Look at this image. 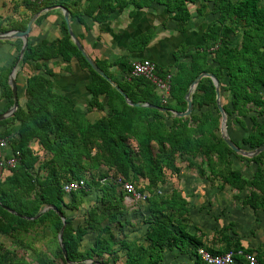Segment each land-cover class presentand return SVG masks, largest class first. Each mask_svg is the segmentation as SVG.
Segmentation results:
<instances>
[{
  "label": "trees",
  "instance_id": "obj_1",
  "mask_svg": "<svg viewBox=\"0 0 264 264\" xmlns=\"http://www.w3.org/2000/svg\"><path fill=\"white\" fill-rule=\"evenodd\" d=\"M83 1L81 11H71L73 3L65 0H33L32 14H41L31 25L14 79L16 84L21 73L25 75L22 91L24 101L21 105L17 104L10 117L0 121V138L6 139L13 151L19 152L18 165L0 182V235L12 240L33 226L49 222L53 234L45 245L49 255L60 257L63 263L68 264H84L82 262L93 259V255L99 258L106 255L113 243L108 227H101L100 224L122 206L123 192H115L113 179L110 184L94 181L88 184L83 178L86 171L94 170L101 164L115 178L127 181L146 194L144 205L147 217L143 239L146 245L118 242V250L123 251L122 264H160L163 247L175 249L179 253H186L190 249L195 257L194 264H202L195 256V250L207 248L197 236L185 230L189 212L187 202L176 189L166 194L157 193L165 181V173L177 176L181 168L175 163L177 159L201 156L203 161L199 165L185 160L186 166L193 167L197 176L209 183L219 181V189L226 186L237 193L249 189L250 193L241 198V205L252 212L264 213V151L248 159L256 165L250 179L242 178L237 170L231 168L229 155L233 152L216 134L220 113L215 103L213 83L207 77L198 81L189 96L190 114L178 118L173 113L185 110L184 97L188 87L201 73L212 75L223 93L229 95L228 101L219 96L226 118L233 112L236 116H244L247 107L264 110V3L261 0ZM195 2L198 3L195 8L197 15L209 14L213 19L207 23L201 35V44L194 48L193 53L187 54L183 46L173 51L176 72L170 75L168 101L165 104L160 102L153 85L146 79L135 77L125 80L129 63L123 62L119 77L114 78L108 71L112 64L93 59L87 53L113 86L95 74L73 45L63 21L59 26L61 37H42L35 42L31 39L33 29H37L45 18L46 12L42 13L43 10L54 6L65 8L70 21L75 19L82 32H86L85 19L101 23L110 14L120 13L126 7L139 10L156 4L162 6L175 22V30L182 32L190 17L189 6H194ZM28 19L14 22L9 30H24ZM3 31L0 26V32ZM152 35V30H148L134 37L127 43L126 51L140 53ZM235 35L239 36L236 44L233 43ZM75 37L82 46L80 36ZM1 46L9 47V62L0 66V114H3L12 105L7 79L18 57L21 41L0 40ZM57 57L62 61L75 58L80 68L88 71L91 98L87 112L103 111L104 106L107 108L105 115L90 121L84 113L77 112L65 96L51 91V82L41 76L38 69L44 61ZM179 57L188 58V65L178 62ZM42 70L43 75L51 76V71L45 67ZM155 71L160 76L169 72L158 65ZM16 96L18 99L19 94L16 93ZM99 98L106 100L104 104ZM165 119H170L169 126L165 124ZM236 121L238 126L243 125L240 120ZM249 121L250 130L246 137L240 138V142L247 150H254L264 144V121L257 123L252 116ZM228 128L226 119L227 137L236 147V141ZM14 135H17L16 140L12 139ZM30 142L49 156L46 161L39 163L40 169H46V175L42 178L34 173L37 157L28 147ZM88 146L98 147L100 155H90ZM153 147L156 154L153 153ZM84 162L93 163V166H84ZM70 180H83L86 188L69 193V202L64 203L61 188ZM89 188L100 192V209H90L84 217L85 227L94 237L90 247L81 254L78 247L86 230L80 226L73 227L63 209L76 210ZM49 207L54 208L55 212ZM60 217L64 218L61 245L65 258L57 243ZM221 231L225 233V229ZM222 237L224 250H207L219 254L229 250L254 254L251 250L241 249L224 234ZM8 253L0 246V264H5ZM31 255L35 264H55L43 251H33ZM254 256L258 263L264 264L258 253ZM235 257L237 264H245L241 256ZM88 264L106 262L91 260Z\"/></svg>",
  "mask_w": 264,
  "mask_h": 264
},
{
  "label": "crops",
  "instance_id": "obj_2",
  "mask_svg": "<svg viewBox=\"0 0 264 264\" xmlns=\"http://www.w3.org/2000/svg\"><path fill=\"white\" fill-rule=\"evenodd\" d=\"M261 3H264V0H261ZM58 7H50L49 10L42 12H46L45 18L37 29H33L31 34V39L34 42L42 37L46 39L61 37L62 30L59 29L60 19L58 15L61 19L62 15ZM197 7H194L193 10L189 9L190 17L182 32L175 30V22L162 6L156 4H151L149 7L139 10L126 7L120 13L110 14L101 23H94L89 19H85L88 28L86 32L81 33L80 30L75 31L74 28L70 30L74 36H80L82 48L86 54L88 53L91 58L98 61L112 64L108 71L114 78L119 77L123 69V62L129 63L141 59L150 60L159 67L167 69L170 75H174L176 68L174 67L175 60L172 57L173 51L183 46L187 54L193 53L194 48L201 44V35L207 23L213 19V16L209 14L197 15L195 10ZM208 8L209 5H207ZM148 30H152L153 35L145 48L140 53L127 52V43ZM8 49V46L0 47V66H5L9 62ZM178 62L188 65L189 59L179 57ZM44 67L52 72L51 76L43 75L42 69ZM38 73L49 79L53 93L65 96L73 108L77 112L84 113L88 120L89 117L95 114L100 116L95 117L94 120L102 116L104 106L103 111L92 110L87 112L91 98L90 76L80 68L75 58L62 61L60 57H57L44 61L43 66L41 65V68L38 69ZM24 79L25 75L21 73L15 84L16 93L19 94L18 105H21L24 101L22 99L21 102L22 96L20 95V92L23 93ZM218 93L224 101L229 100V95L223 93L219 87ZM99 99L102 101V98ZM175 114L178 113H173V116ZM165 124L169 126L170 119H165ZM1 130L2 127H0V132ZM12 139L16 140L17 135H14ZM28 147L30 148V146ZM184 168L187 169L185 166L179 169L176 188L170 186V182L164 181L162 187L160 186L158 190L160 191L163 188L166 191V188L169 187L170 192L172 189H176L187 202L189 212L188 220L185 222L186 232L197 236L202 244L211 251L225 249L224 238L222 237L224 234L231 242H236L241 249L251 250V253L254 254L258 253L259 257L264 260V213L260 211L252 212L248 207L242 206L241 199H234L233 194L229 196L228 187L218 188L220 186L219 181V185L213 187L212 183L206 181L205 178L198 177L196 172V176H180V174L184 175L186 173V170H182ZM187 172H189L188 169ZM160 192L162 194V191ZM66 197L67 195H64L63 199ZM64 203L66 202L64 201ZM190 229H192V232L189 231ZM222 229H225V233L221 231ZM143 245H146L145 242ZM186 251V253H179L175 249L169 250L163 247L160 264H164L165 259L175 258L176 255L185 257L186 254H190L191 257L187 264H194L195 257L191 253L192 251L190 249Z\"/></svg>",
  "mask_w": 264,
  "mask_h": 264
},
{
  "label": "rangeland",
  "instance_id": "obj_3",
  "mask_svg": "<svg viewBox=\"0 0 264 264\" xmlns=\"http://www.w3.org/2000/svg\"><path fill=\"white\" fill-rule=\"evenodd\" d=\"M53 2L57 0H51ZM67 2L73 3V6H71L70 10H77L81 11L84 1L83 0H65ZM32 4H34L33 0H0V26L4 29L3 32L7 31H14L9 30L11 25L14 22H21L25 19L30 18L32 14ZM198 6V3H196L194 6H189L190 10H193L194 7ZM60 13L62 15L63 11L60 9ZM68 12V11H67ZM60 19L59 26L62 22V19L60 15H58ZM69 17V16H68ZM69 27L74 28L75 31H81V28L79 27V24L76 22L75 19L68 20ZM72 30V29H71ZM76 34H78L76 32ZM238 35H235L233 38V43H238ZM13 40V39H11ZM82 67V66H81ZM84 68V67H83ZM85 72L88 74V71L85 69ZM118 78V77H117ZM113 85V84H112ZM111 86V85H110ZM17 89V88H16ZM20 95L22 96L21 92ZM190 96V95H189ZM23 97V96H22ZM21 98V102H22ZM106 100L102 99V104H104ZM22 104V103H21ZM247 112L244 116H236V114L233 112L231 113L227 118L224 116V119L228 120L229 127L228 130H230L231 135H233L234 141H236V148L239 149L243 153H249L252 150H247L242 143L240 142L241 137H246L250 127L251 123L249 121V117H254L255 121L257 123H261L264 121V110H258L257 108L247 107ZM107 108L104 107V112L102 113V116L106 114ZM100 115L95 114L89 117L90 121H93L95 117H98ZM4 120V119H3ZM240 120L242 122V126L237 125V121ZM218 136L222 134H226L225 129V123L223 126H221V115H220V123H219V129L216 133ZM130 146H133L132 143H129ZM30 146V149L34 152L35 156L37 157L36 162L34 164V173L38 178H42L46 175V169H40V164L44 161H46L49 156L46 155L41 149H37L35 143H31L28 145ZM36 146V147H35ZM90 155L93 154H99L100 155V149L96 146H88ZM135 150H133L134 152ZM234 153L232 155H229V160L231 162V168L234 170H237L240 174V176L244 179H250L252 176V173L255 170L256 165L248 160L250 157L247 156V154L243 153ZM153 153L156 154V149L153 147ZM243 158V159H239ZM185 160H188L189 162L199 165L200 162L203 161L201 156H196L189 159H177L176 165L180 166L181 168L183 166H186ZM82 165H92L93 163H87L84 162ZM187 169L189 172H187ZM182 169L186 170V173L184 175L180 174V176L185 177H191L196 176L194 168H188L187 167ZM179 175V174H178ZM178 176L170 175L168 172L165 173V181L170 182V186L173 188H176L178 185ZM87 183L91 182H99L102 184V182H112L111 180L116 179L113 176V173L111 171H108L103 165L96 166L94 170L86 171L83 177ZM92 180V181H91ZM98 180V181H97ZM127 182V181H124ZM110 184V183H109ZM113 184V183H112ZM144 185V183H142ZM213 187H217L219 185V182L215 180L212 183ZM113 188L115 189V192H121L120 185L113 184ZM160 187V186H159ZM162 187V186H161ZM169 187L166 188V191H164L163 188L160 189L162 191V194H166L169 192ZM250 193L249 189H245L239 193L236 191H232L229 189V196L230 194H233V198L239 200L243 196ZM123 194L122 198V206L114 212V215L109 216L108 218H105L100 226L106 225L109 229V232L111 234L112 238V247L110 252H108L106 255H103L101 258L96 257L95 255L92 256L93 259L91 260H101L102 262H106V264H122L123 263V251L118 250L117 243L120 241H124L127 243H135L143 244L144 243V234L146 229V223L145 219L147 217V212L145 209L144 204H138L136 202H133L131 200H128L125 198V194ZM99 198H100V192L98 190H95L93 188H89L87 195L79 202L78 206L76 207V210H66L63 209V212L66 217H68L71 220L72 226H80L83 227L86 230V234L82 237L81 243L78 247V252L82 254V252L90 247L91 241L94 237V234L90 231H88L85 227L84 223V217L86 216L87 212L90 209H100L99 206ZM65 202H69V196L63 199ZM192 232V229L189 230ZM53 236L50 223L46 222L42 226H33L31 227L26 233H20L17 235L14 239H8L4 238L0 235V246L4 247V249L8 250L9 256H7V260L5 264H35L31 258V252L33 251H43L46 253V255L55 263V264H68L63 263L60 257H56L55 255H49L45 250V245L48 242L49 239H51ZM115 244V245H114ZM91 260H84L82 263H90ZM191 260L190 254H186L184 257L175 256V258H169L164 260V264H187L188 261Z\"/></svg>",
  "mask_w": 264,
  "mask_h": 264
},
{
  "label": "built area",
  "instance_id": "obj_4",
  "mask_svg": "<svg viewBox=\"0 0 264 264\" xmlns=\"http://www.w3.org/2000/svg\"><path fill=\"white\" fill-rule=\"evenodd\" d=\"M156 64L147 59L134 60L129 62V72L124 77L126 81L135 77H142L153 85L157 96L162 104L168 101L170 74L157 75L155 71ZM19 162V152L13 151L6 139L0 138V182L9 171L13 170ZM105 182V181H104ZM114 184L120 185L125 198L138 204L146 203V194L139 192L130 183L123 182L120 178L113 180ZM103 183V182H102ZM83 180H70L62 185L61 191L64 195L71 192L85 190ZM158 194L161 192L158 190ZM195 256L202 264H237L235 256H241L245 264H260L257 262L254 254H241L237 251H226L221 254L209 252L202 247L195 250Z\"/></svg>",
  "mask_w": 264,
  "mask_h": 264
},
{
  "label": "water",
  "instance_id": "obj_5",
  "mask_svg": "<svg viewBox=\"0 0 264 264\" xmlns=\"http://www.w3.org/2000/svg\"><path fill=\"white\" fill-rule=\"evenodd\" d=\"M58 7V6H57ZM59 9H61L63 11L62 13V21L64 22L65 25V31L68 34L70 40L72 41L73 45L76 47L77 51L80 53V56L84 59V61L87 63V65L90 67V69L97 74L99 77H101L103 80H105L108 84H110L111 86L112 83L111 81L103 74V72L95 65V63L87 56V54L84 52L82 46L79 44V42L77 41V39L75 38V36L73 35V33L70 30L69 27V17H68V12L65 8L63 7H58ZM50 8H46L43 11H47ZM41 12H37L35 14H33L27 21L24 30L22 31H7V32H0V40H11V39H19L21 41V47L18 53V57L16 59V61L14 62L12 69L8 75V85L10 87V92H11V97H12V105L11 107L3 114H0V121H2L3 119H6L8 117H10L12 115V113L16 110L17 108V96H16V86H15V73H16V68H17V64L19 59L21 58L25 45L27 43V38H28V34L31 28V25L33 23V21L39 16ZM203 77H207L209 79H211L213 86H214V92H215V103H216V107L218 112L221 115V126H223V124L225 123V119H224V114L222 113V109L219 103V93H218V85H217V81L216 79L210 75V74H206V73H201L198 76L195 77V79L191 82V84L188 87L187 93L185 95V103H186V108L185 111L182 113H178L175 114V116L177 117H187L190 112H191V103H190V99H189V95L191 94V92L193 91L194 87L196 86V84L198 83V81L203 78ZM124 101L130 105V103L126 100L125 96L122 95ZM162 110V109H161ZM220 138L223 140V142L225 143V145L234 153H240L241 151L239 149H237L236 147L233 146V144L231 143V141L229 140V138L227 137L226 134H222L220 135ZM264 151V144H262L260 147L252 150L249 153H243V154H247V156L252 157L255 156L261 152ZM49 209H51L52 211L55 212V209L52 207H49ZM46 209H44L43 211H45ZM12 213V212H10ZM60 221H61V228L59 229V232L57 234V243L58 246L61 250V252L63 253V258H65L64 255V250L63 247L61 245V234H62V230L64 227V218L60 217ZM84 264H88V263H84Z\"/></svg>",
  "mask_w": 264,
  "mask_h": 264
}]
</instances>
